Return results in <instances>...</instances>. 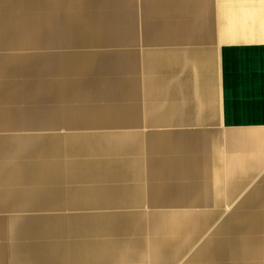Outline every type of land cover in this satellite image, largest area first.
Listing matches in <instances>:
<instances>
[{"label": "crops", "instance_id": "1", "mask_svg": "<svg viewBox=\"0 0 264 264\" xmlns=\"http://www.w3.org/2000/svg\"><path fill=\"white\" fill-rule=\"evenodd\" d=\"M0 264H264V0H0Z\"/></svg>", "mask_w": 264, "mask_h": 264}]
</instances>
